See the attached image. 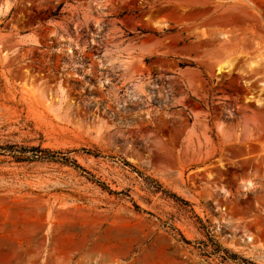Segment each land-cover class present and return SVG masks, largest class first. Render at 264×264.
Here are the masks:
<instances>
[{
	"label": "rangeland",
	"instance_id": "1",
	"mask_svg": "<svg viewBox=\"0 0 264 264\" xmlns=\"http://www.w3.org/2000/svg\"><path fill=\"white\" fill-rule=\"evenodd\" d=\"M5 145L120 194L0 156V264H264V0H0Z\"/></svg>",
	"mask_w": 264,
	"mask_h": 264
},
{
	"label": "trees",
	"instance_id": "2",
	"mask_svg": "<svg viewBox=\"0 0 264 264\" xmlns=\"http://www.w3.org/2000/svg\"><path fill=\"white\" fill-rule=\"evenodd\" d=\"M60 8L57 9L56 13H58ZM81 152L87 155H93L97 157V153H92L90 151H86L84 149H80ZM76 150L67 151L65 153L61 152H54L48 149L41 148V145H37L35 147H22L18 145H5L0 146V156H7L10 157L13 163L21 164V163H35V162H58L70 167H73L75 170L79 171L81 174L87 176L91 182L97 184L102 190H106L109 194L118 195L120 193H115L110 191L103 183L99 182L98 180L94 179L92 175H90L87 171L81 168L76 162L69 158V155L72 153H76ZM125 166H128L133 169L130 165L124 162ZM135 170V169H133ZM139 174V173H138ZM157 189H161V187L155 183ZM162 190V189H161ZM164 192V191H163ZM172 198L179 200L175 195H171ZM182 202V201H181ZM186 204V203H184Z\"/></svg>",
	"mask_w": 264,
	"mask_h": 264
}]
</instances>
